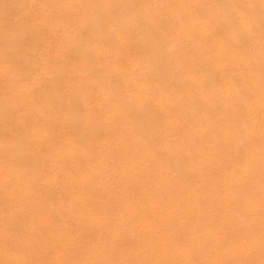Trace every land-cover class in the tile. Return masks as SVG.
I'll return each instance as SVG.
<instances>
[{
    "label": "bare ground",
    "instance_id": "bare-ground-1",
    "mask_svg": "<svg viewBox=\"0 0 264 264\" xmlns=\"http://www.w3.org/2000/svg\"><path fill=\"white\" fill-rule=\"evenodd\" d=\"M72 1L0 12V264H264V0Z\"/></svg>",
    "mask_w": 264,
    "mask_h": 264
},
{
    "label": "rangeland",
    "instance_id": "rangeland-1",
    "mask_svg": "<svg viewBox=\"0 0 264 264\" xmlns=\"http://www.w3.org/2000/svg\"><path fill=\"white\" fill-rule=\"evenodd\" d=\"M6 1V2H5ZM10 2V3H8V2ZM54 1V0H53ZM52 0H25V1H23V0H16V2L13 0H0V3L2 2V4L0 5L1 7H0V12H12V10L15 12V11H17V10H15V9H18V11L20 10V11H30V12H32V11H34V12H36V11H43V10H48V9H50L49 7H45V6H47V5H45V3L46 4H55V1L53 2ZM64 0H56V5L58 6V4L60 3V2H63ZM72 0H70V2H71ZM77 3L79 2V3H82V2H84L83 0H75ZM75 1H72V2H75ZM4 2V3H3ZM25 2V3H24ZM43 2V4H40V3H42ZM52 2V3H51ZM85 2H86V0H85ZM5 3H7V4H5ZM17 5H16V4ZM33 3V4H32ZM58 3V4H57ZM5 4V5H4ZM8 4H10V5H8ZM14 5V6H12V8H11V5ZM19 4H20V6H19ZM75 4V3H74ZM24 5V6H23ZM30 5V6H29ZM43 5H45L44 7H43ZM56 5H54V7L52 8V9H54V10H62L63 8H59V7H57ZM77 5H80V4H77ZM5 6V7H4ZM10 6V7H9ZM16 6V7H15ZM19 6V7H18ZM23 6V7H22ZM35 6V7H34ZM41 6V7H40ZM55 6L57 7V8H55ZM15 7V9H13ZM18 7V8H17ZM34 7L35 9H33L32 10V8ZM43 7V8H42ZM7 8H9L10 9V11H8L7 10ZM4 9H5V11H4ZM12 9V10H11ZM31 9V10H30ZM52 9H50V10H52ZM70 9V8H69ZM69 9H66V10H69ZM64 10V9H63ZM71 10H80V7H79V9H78V7L76 8L75 6H74V8L72 9L71 8ZM29 12V13H30Z\"/></svg>",
    "mask_w": 264,
    "mask_h": 264
}]
</instances>
